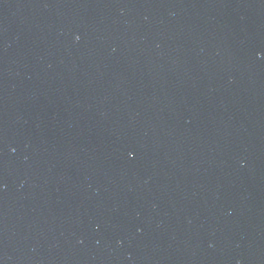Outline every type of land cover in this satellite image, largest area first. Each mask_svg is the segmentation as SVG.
<instances>
[{
	"label": "water",
	"instance_id": "obj_1",
	"mask_svg": "<svg viewBox=\"0 0 264 264\" xmlns=\"http://www.w3.org/2000/svg\"><path fill=\"white\" fill-rule=\"evenodd\" d=\"M0 264H264V0H0Z\"/></svg>",
	"mask_w": 264,
	"mask_h": 264
}]
</instances>
